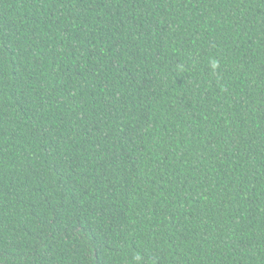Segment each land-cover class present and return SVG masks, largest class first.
<instances>
[{"label": "trees", "instance_id": "trees-1", "mask_svg": "<svg viewBox=\"0 0 264 264\" xmlns=\"http://www.w3.org/2000/svg\"><path fill=\"white\" fill-rule=\"evenodd\" d=\"M137 255L264 264V0H0V264Z\"/></svg>", "mask_w": 264, "mask_h": 264}, {"label": "clouds", "instance_id": "clouds-1", "mask_svg": "<svg viewBox=\"0 0 264 264\" xmlns=\"http://www.w3.org/2000/svg\"><path fill=\"white\" fill-rule=\"evenodd\" d=\"M212 67H213L214 69L217 68V67H218V63H217L216 61H213V62H212ZM141 259H142V258H141L139 255L136 256V262H137V264H140Z\"/></svg>", "mask_w": 264, "mask_h": 264}]
</instances>
